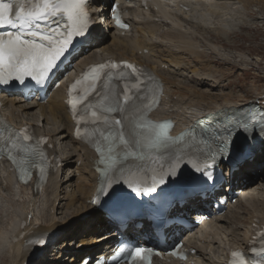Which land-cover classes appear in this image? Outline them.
Segmentation results:
<instances>
[{
  "label": "bare ground",
  "instance_id": "6f19581e",
  "mask_svg": "<svg viewBox=\"0 0 264 264\" xmlns=\"http://www.w3.org/2000/svg\"><path fill=\"white\" fill-rule=\"evenodd\" d=\"M110 1L94 0L90 11L97 16L100 9L96 3H101L106 17L102 26L108 37L82 55L76 68L105 60L149 68L163 88L159 107L151 117L157 122L171 120V137L207 116L253 107L264 110V87L249 88L244 96L213 95L211 89L219 88V82L214 78L216 73L205 70L212 63L204 60L210 56L216 67L229 63L233 71L247 73L243 66L249 63L243 55L235 53L233 64L231 53L223 54L215 39L226 41L234 23L244 29L248 27L245 23L255 22L257 17L246 9L255 4L264 12V0H149L145 5L141 0H119L131 26L128 32L113 28L108 17ZM95 35L101 36L99 29ZM64 89L65 84L45 103H26L22 97L0 98L6 120L17 127L27 125L46 137L49 156H57L62 163L40 187L33 180L26 185L17 183L10 164L0 163V210L12 208L11 224L0 232V264H79L86 256L97 255L103 246L115 245L107 220L91 204L99 158L74 138L75 125L67 112ZM263 158L256 153L252 162L246 161L234 174L233 186L237 182V190H243L236 204L185 235L186 246L196 251L188 264H227L229 250L246 249L253 227H264V179L244 187L250 172H264ZM63 192L66 195L62 196ZM65 196L68 198L63 200ZM47 234L53 242L41 251L28 243ZM51 249L54 251L49 253Z\"/></svg>",
  "mask_w": 264,
  "mask_h": 264
},
{
  "label": "snow or ice",
  "instance_id": "6c2138e0",
  "mask_svg": "<svg viewBox=\"0 0 264 264\" xmlns=\"http://www.w3.org/2000/svg\"><path fill=\"white\" fill-rule=\"evenodd\" d=\"M25 2L32 3V0H0V26L9 25L13 28H18V33H8L7 40L0 38V84H7L9 80L16 79L20 83H23V76H31L36 83H41L47 78V74L50 73L54 68L57 67V60L65 53L67 50V45L70 43L73 35L82 34L85 25L89 21L87 15V0H36L32 8L26 9L24 7ZM16 6L15 19L12 18L13 6ZM58 15H64L67 17L66 31L60 32L61 27L59 20L49 21V17H57ZM43 21L47 26L48 33L36 31H25L26 28L33 27L35 23L36 28H41L39 22ZM55 24L56 27H52ZM24 35L40 37L41 41H47V45L37 44L35 39L25 40L22 37ZM59 37V39L57 38ZM103 67V66H102ZM113 69L119 66L112 64ZM125 69L131 71L132 74H136L137 70L132 65H124ZM92 72H97V69H92ZM121 74H123L121 72ZM99 79V77H94ZM75 90V89H73ZM86 97H82L80 103H82ZM127 96L125 100L127 101ZM75 107V105L73 106ZM117 107L103 106L102 111L104 112H115ZM93 117L97 116V113L93 111L91 113ZM116 124H120V120L115 121ZM3 125V122H0ZM158 128L159 131L156 132L155 137L152 140L153 144H163L171 142L167 136L166 124H161L153 126ZM5 128L6 125L0 127V140L5 138ZM222 131L219 134L212 133V137L216 141H220L217 148L209 156L210 160H215L219 154L226 153L229 150V145L231 143L230 137L234 135H244L245 137L251 139L255 136V129H258L261 133H264V111L260 113H250L245 120L230 119L227 123L222 126ZM239 129V131H237ZM8 133V145L3 147L0 145V153L5 151L8 152V158L15 164H17L18 169L21 170V179H24V175L27 174V168L24 165L33 164L28 159V148L27 145L19 143L18 141L22 138L24 141H28L31 137L27 134L25 129L21 133H14L10 128L7 129ZM12 137H15L14 139ZM120 139L124 141V136L121 135ZM9 149H15L21 153H25L19 161L12 155ZM179 160L177 161V165ZM193 166L197 172H201L211 179L210 174L206 169L210 168L212 165L206 160L203 164L196 163L193 161ZM43 171V169H41ZM177 174L176 167L172 168L171 175L175 176ZM112 181H109L111 183ZM165 183L163 177L159 180L154 179L153 184L143 190L139 188H134L133 190L137 192V195L141 191L147 193L155 191V185ZM255 251V249H253ZM127 251L124 246L119 247L111 256V260L118 262L121 260L122 255ZM151 252V249H144L141 247H135L131 249V256L129 259L135 258L139 260L144 259L145 252ZM264 252V249L260 250ZM233 257H237L238 264H245L244 258L239 253H233Z\"/></svg>",
  "mask_w": 264,
  "mask_h": 264
},
{
  "label": "rangeland",
  "instance_id": "374dc122",
  "mask_svg": "<svg viewBox=\"0 0 264 264\" xmlns=\"http://www.w3.org/2000/svg\"><path fill=\"white\" fill-rule=\"evenodd\" d=\"M246 10L251 15L257 17V20H255V22L250 21L248 23H245L248 27L244 29H239L238 26L240 25H236V23H234L233 27L229 29V35L226 41L223 42L220 39H215V38L214 39L217 41L215 42V44L221 46L223 54L230 55L231 53L230 58L234 60L231 61L234 62L233 64L236 65L234 54L235 53L242 54L245 60L248 61L249 63V65L243 66L244 68L248 69V71L245 70L247 72L245 74H242L240 69H235V71H233L230 68L229 63L226 64L219 63L218 67H216L215 65H212L213 62L211 61L210 56L204 58V60H209L210 63H212L210 65L208 64L205 67V70L207 71V73L209 72L216 73L217 76L214 78L217 82H219V88H214V89L210 88L211 93L213 95L218 96L223 94L226 95L239 94V96H244L249 88L264 87V12L258 9L255 6V4H253L252 6L250 5ZM230 17H232L231 19H235L234 16H230ZM184 58L185 61H188L187 57ZM237 59L239 58H236V60ZM237 76L238 78L235 79V77ZM229 83H230V89H229ZM206 90L209 91L208 88H206ZM263 156H264V150L261 153L262 158ZM259 173L250 172L249 178L247 179L246 183L250 184L249 186L260 183V178L262 177L264 179V172L260 171ZM70 191H71V187L69 188L68 192ZM64 194L66 195L65 192H63V194L61 195L63 196ZM65 198H68V196L63 197V200ZM61 202H65V201H61ZM10 209H7L8 211L6 210L4 212L0 210V224H1L0 232L4 231L5 228L7 229L11 224L12 208ZM54 249L49 250V253H52ZM48 258L51 257H47V259Z\"/></svg>",
  "mask_w": 264,
  "mask_h": 264
}]
</instances>
